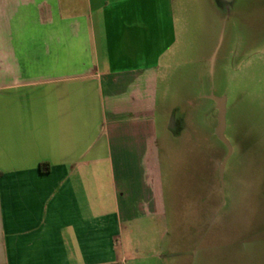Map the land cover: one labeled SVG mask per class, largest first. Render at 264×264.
Masks as SVG:
<instances>
[{"label":"crops","instance_id":"0c3cea01","mask_svg":"<svg viewBox=\"0 0 264 264\" xmlns=\"http://www.w3.org/2000/svg\"><path fill=\"white\" fill-rule=\"evenodd\" d=\"M177 2L0 0V264H209L212 170L164 182Z\"/></svg>","mask_w":264,"mask_h":264},{"label":"rangeland","instance_id":"374dc122","mask_svg":"<svg viewBox=\"0 0 264 264\" xmlns=\"http://www.w3.org/2000/svg\"><path fill=\"white\" fill-rule=\"evenodd\" d=\"M175 11L179 67L175 82L164 84L159 107L182 135L163 142L165 186L176 183L188 154H196L199 171L212 170L207 186L219 190L212 201L221 205L209 264H264V0H178ZM211 96L227 99L231 153L222 177L229 150L215 135ZM172 239L166 248L178 244Z\"/></svg>","mask_w":264,"mask_h":264},{"label":"water","instance_id":"95a60500","mask_svg":"<svg viewBox=\"0 0 264 264\" xmlns=\"http://www.w3.org/2000/svg\"><path fill=\"white\" fill-rule=\"evenodd\" d=\"M211 99H213L217 105V110H218V117H217V127H216V136L217 138L224 144L227 146L229 153L228 156L226 157V159L224 160V162L221 164L220 166V176H223V169L225 166V163L231 153V149H230V144L228 142V140L225 137V129H226V98L223 97H214L211 96Z\"/></svg>","mask_w":264,"mask_h":264},{"label":"trees","instance_id":"16d2710c","mask_svg":"<svg viewBox=\"0 0 264 264\" xmlns=\"http://www.w3.org/2000/svg\"><path fill=\"white\" fill-rule=\"evenodd\" d=\"M49 169H50L49 164H41L40 167H39V170H40L41 172H44V173L48 172Z\"/></svg>","mask_w":264,"mask_h":264}]
</instances>
